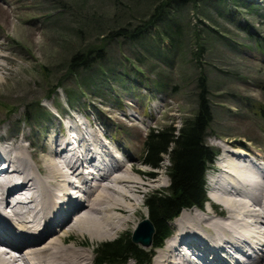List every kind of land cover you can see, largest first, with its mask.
Masks as SVG:
<instances>
[{
  "label": "rangeland",
  "instance_id": "1",
  "mask_svg": "<svg viewBox=\"0 0 264 264\" xmlns=\"http://www.w3.org/2000/svg\"><path fill=\"white\" fill-rule=\"evenodd\" d=\"M158 1L0 0V39L19 61L12 67L14 81L8 83L21 87L2 91L0 128L6 126L9 133L26 125L31 139L25 144H38L47 140V131L71 124V114L78 127L90 121L106 145L126 150L128 165L139 158L134 173H156L139 175L147 184L136 197L139 213L114 238L92 242L77 233L67 236V245L87 247L82 249L93 261L99 243L131 235L148 217V194L170 185L167 157L161 168L144 164V140L153 129L179 127L182 119L197 113L201 77L214 115L205 142L218 157L222 148L233 147L264 158V0H178L139 37L111 36L129 23L142 24ZM100 45L105 47L100 62L70 67L82 47ZM22 89L29 93L13 100ZM82 133L92 139L88 130ZM207 199L205 207L223 208Z\"/></svg>",
  "mask_w": 264,
  "mask_h": 264
},
{
  "label": "bare ground",
  "instance_id": "2",
  "mask_svg": "<svg viewBox=\"0 0 264 264\" xmlns=\"http://www.w3.org/2000/svg\"><path fill=\"white\" fill-rule=\"evenodd\" d=\"M18 63L0 39V96L10 85L21 88L8 83ZM15 93L13 100L29 92ZM68 119L71 124H64L63 130L55 125L52 134L46 132L48 141L38 144H25L31 139L24 131L26 125L9 133L6 126L0 128V264H97L83 250L87 247L67 245V236L77 233L92 242L114 238L139 213L136 197L147 185L139 175L156 173L135 170V174L132 165L139 158H131L128 165L122 160L127 151L119 147L115 156L90 121L78 127L75 117L69 114ZM70 128L74 134H69ZM85 129L92 139L83 136ZM257 154L233 147L222 148L220 157L216 153V167L208 181L214 163L205 177L216 191L206 196L223 208L183 209L171 222L167 242L149 252L154 258L150 264H264V247L255 243L264 241V164ZM97 170L102 171V179L94 176ZM251 238L256 245L248 250L242 241Z\"/></svg>",
  "mask_w": 264,
  "mask_h": 264
},
{
  "label": "trees",
  "instance_id": "3",
  "mask_svg": "<svg viewBox=\"0 0 264 264\" xmlns=\"http://www.w3.org/2000/svg\"><path fill=\"white\" fill-rule=\"evenodd\" d=\"M175 1L178 0H159L154 6L153 14L147 20H143L142 24L129 23L118 28L111 36H129L133 39L139 37L148 27L157 25L165 17L169 8H173ZM182 1L188 0L179 2ZM83 50L87 51L82 52ZM104 51V45L98 48L82 47L81 51L70 59V67H74L75 70L80 67H92L94 63L104 58ZM199 87L197 113L192 117L182 119L179 127L153 129L144 142L145 165L155 169L161 168L166 160L165 157L170 163L167 166L170 185L166 189L148 194L145 202L148 216L154 226V246L161 245L164 239L170 236L171 222L181 214L184 208L190 209L193 206L202 208L207 200L206 171L214 163L217 152L205 142L214 115L207 97L209 91L204 77L199 79ZM262 112L264 116V110ZM95 251L98 264H125L130 258L141 264L151 261L149 252L135 243L131 235H121L114 240L101 242Z\"/></svg>",
  "mask_w": 264,
  "mask_h": 264
},
{
  "label": "water",
  "instance_id": "4",
  "mask_svg": "<svg viewBox=\"0 0 264 264\" xmlns=\"http://www.w3.org/2000/svg\"><path fill=\"white\" fill-rule=\"evenodd\" d=\"M154 231V226L152 222L145 218L139 224L138 228L133 234V240L135 242H141L143 245H150L152 243V234Z\"/></svg>",
  "mask_w": 264,
  "mask_h": 264
}]
</instances>
